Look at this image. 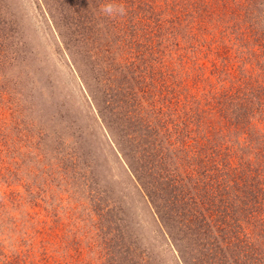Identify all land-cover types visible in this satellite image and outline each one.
<instances>
[{
	"label": "rangeland",
	"instance_id": "1",
	"mask_svg": "<svg viewBox=\"0 0 264 264\" xmlns=\"http://www.w3.org/2000/svg\"><path fill=\"white\" fill-rule=\"evenodd\" d=\"M121 1L0 0V264H264V191L253 212L257 244L237 260L227 257L226 235L209 221L218 216L212 212L217 194L201 198L203 210L190 223L177 220L187 222L186 230L165 221L151 203L169 196L165 188L175 185L165 182L186 172L183 145L213 122L202 91L211 89L215 102L238 83L237 66L264 72V25L253 39L233 24L238 4L247 0L201 15L205 0H198L186 15L190 24L195 19L194 38L184 39L191 26L180 30L183 45L198 37L192 43L203 51L197 65L173 58L159 84L161 77L154 83L151 74L157 70L133 53L131 39L144 30L150 40L172 46L179 32L173 18L185 15L182 5L133 0L128 18ZM262 1L255 19H264ZM159 21L161 35L155 33ZM195 74L201 76L197 96L184 108L173 97L183 96ZM182 118L185 126L171 124ZM263 132L257 149L264 169ZM140 159L150 179L142 189L133 169Z\"/></svg>",
	"mask_w": 264,
	"mask_h": 264
},
{
	"label": "trees",
	"instance_id": "2",
	"mask_svg": "<svg viewBox=\"0 0 264 264\" xmlns=\"http://www.w3.org/2000/svg\"><path fill=\"white\" fill-rule=\"evenodd\" d=\"M176 1L177 0H175V3ZM197 1L198 0H178V5L180 7L182 5L185 15L179 19L178 15L173 18L175 22L176 20L178 21L176 30L179 32H174L175 38L173 40L176 39V41H173L172 46L168 47L162 45L165 39L150 40L149 36H144L143 34H145V31L141 30L143 24L140 25L141 33L136 34L137 37L130 38L131 44H133L135 48L132 50L133 47H131L130 50H132L136 56L144 58L141 59L142 63L148 62L150 64L149 70H151V72L157 70V72L151 73L155 76L154 83L157 80L156 76L157 78L161 77L159 79V84L163 81L162 77L165 74L163 71L166 68H168L167 70L170 69L172 64L170 66L169 64L173 58L177 57L179 63H181L183 59H189L191 65L193 63L196 64L195 58L197 52H203L201 48L198 49L192 44L194 42V44H196L198 37L192 42H183L184 45L180 42L183 35L186 41L194 38L193 36L195 33L193 29L195 27L193 21H195V19L191 21L190 24V18H188V20L186 15L187 11L192 6H195ZM212 2L213 0L203 1L202 8H199L198 14H203L205 8L209 9L211 14L213 8H218L220 4L228 5L231 2L235 3L236 0H216V2H214V4H216L215 7H211ZM261 2L263 1L247 0L239 3V7H236L240 10L237 14L232 16L234 20L233 24L240 29L243 27L244 31L248 32L247 35L252 36L253 39L260 37L262 33V28L260 27L262 24L264 25V19L259 20L253 17L255 13L260 12L259 7L261 6ZM133 4H135L133 0L121 1V8L122 10L126 9L128 18ZM179 6L177 7L178 9L180 8ZM137 7L142 8L143 6L138 2ZM221 9L225 11V8ZM197 10L198 8L192 13L195 12L197 14ZM150 14V12H147L146 16ZM201 19H203V17H198L196 21L199 24L198 27L201 26ZM230 19L231 18H227L226 20ZM219 21L220 19H217L215 25ZM257 22L259 25H255ZM250 24L255 27L249 28ZM189 26L192 28L185 32L186 34H180V30H183V28L187 30ZM135 27L136 26L133 25L129 27V29L133 31ZM160 27H162V25H160L159 21V24L155 28L156 34H160ZM178 33L180 34V39H177ZM161 34H163L162 31ZM192 54H194L193 58ZM153 56L154 58L149 60ZM199 65H201V63ZM142 68L145 69L144 67ZM237 69L240 70L239 73H241L238 83L234 85L231 84V87L229 86L226 89H222V99L211 102L209 97L211 99L213 98V91H210L211 89L202 91L204 95L207 94V96H209L204 98V102L207 103L208 108L212 111L209 115L210 111L208 110L207 115L213 122L210 121L208 123V129L204 131L200 138L194 136L196 134V127H192L191 133L194 139L191 140H194V142H187L186 144L189 145H183L184 155L182 154V162L187 166L186 172L182 170V174L179 173L174 176L171 182H165L166 185H168V183H172L171 186L175 185L174 188H165L166 194L169 196L167 198L164 196V199H162L160 203H156V198L151 197L152 206L157 214L163 217L165 221L167 219L173 220L176 222V225L183 226L181 230H186L190 228L187 227V222L184 220L185 223L180 224L178 221H183L186 217V220L190 223V218H196L199 211L203 210L202 207L205 203L201 201V198H206V201H209L211 198L216 197L217 194L220 198L218 202L215 203V208L212 212H214L215 216H218L209 221L219 229L221 235H226V238L223 236L221 238L226 244H224V247L227 250V257L236 258V260L237 257H242L245 248H253V246L257 244V240L253 239L252 233L257 234L256 231L254 233L253 228L259 225L257 223L259 220L255 218L253 212L257 209L254 205H257L258 193L264 191V177L260 178V174H262V170L264 169L263 164L258 160L260 151L257 149L259 142H261L260 135L264 129V72L253 75V73L250 74L241 69L240 66H237ZM224 74L229 73L226 71ZM166 75L167 74H165V76ZM197 77H201L200 74H195L191 84L183 85L184 90L182 97L179 98L176 95L173 97L176 103H183L184 108L185 103H193L197 96H194L198 91V89L195 88V80ZM252 80H254L253 84L255 81L257 82L258 86L256 88L250 84ZM255 97H260V100L257 105L253 106L251 103H253L252 99ZM254 115L255 118L253 119ZM182 121L183 118L179 121L176 120V123L171 121V124L176 128L180 125L185 126V123ZM196 124L197 120L195 122V125ZM225 142L232 143L230 150L221 148ZM147 157L148 155L146 158ZM167 162L172 165L170 161ZM142 163L141 159L140 162L136 160L133 166L134 171L137 173L136 178L138 182L141 183L137 184L140 185V189H142V187L145 188V182L150 181V179L146 177L147 174L144 173L147 170H145ZM213 189H215L216 193L212 192ZM195 190H197V192ZM261 222L264 224V220H261ZM206 225L207 223H205V226ZM232 230L233 233H231Z\"/></svg>",
	"mask_w": 264,
	"mask_h": 264
}]
</instances>
